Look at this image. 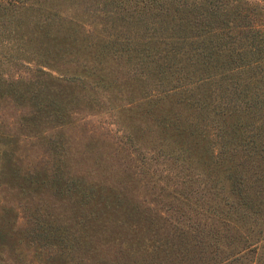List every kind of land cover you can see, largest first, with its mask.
I'll list each match as a JSON object with an SVG mask.
<instances>
[{
    "label": "rangeland",
    "instance_id": "374dc122",
    "mask_svg": "<svg viewBox=\"0 0 264 264\" xmlns=\"http://www.w3.org/2000/svg\"><path fill=\"white\" fill-rule=\"evenodd\" d=\"M84 6L80 0L55 5L70 12ZM98 27L88 39L105 34ZM7 38L0 22L1 80L22 84L38 73L51 86L46 98L24 90L0 92V264L206 259L197 248L185 251L181 245L183 233L196 230L201 175L193 160L169 152L177 145L159 132L172 127L155 122L159 113L148 98L152 81L136 71V59L77 54L73 58L85 65L67 61L62 71L44 66L50 76L33 62L14 59L11 54L22 48ZM10 58L17 66L8 64ZM189 112L182 110L181 121ZM184 148L181 142V153ZM262 228L264 244V217Z\"/></svg>",
    "mask_w": 264,
    "mask_h": 264
},
{
    "label": "trees",
    "instance_id": "16d2710c",
    "mask_svg": "<svg viewBox=\"0 0 264 264\" xmlns=\"http://www.w3.org/2000/svg\"><path fill=\"white\" fill-rule=\"evenodd\" d=\"M62 1L0 0L8 42L22 48L11 56L50 76L52 69L67 70V61L71 67L85 65L73 58L77 54L136 59V71L152 81L148 98L159 113L155 122L172 127L159 132L177 145L169 152L193 160L201 175L196 230L189 235L183 230L184 250L197 248L199 258H206L199 264L215 257H224L219 264H264V7L259 0H80L81 12L55 7ZM97 26L105 34L94 42L88 38ZM109 31L122 37L113 39ZM94 44L100 49H85ZM14 59L8 64L17 66ZM33 75L22 84L0 77V92L24 90L46 98L51 85ZM190 108L181 121L182 110Z\"/></svg>",
    "mask_w": 264,
    "mask_h": 264
}]
</instances>
